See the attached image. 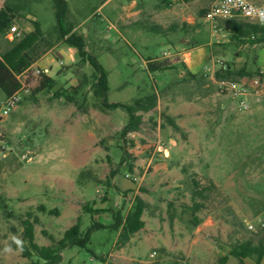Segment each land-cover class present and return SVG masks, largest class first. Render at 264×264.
<instances>
[{"label":"rangeland","instance_id":"rangeland-1","mask_svg":"<svg viewBox=\"0 0 264 264\" xmlns=\"http://www.w3.org/2000/svg\"><path fill=\"white\" fill-rule=\"evenodd\" d=\"M78 1L82 5L80 13L66 18L64 27L78 26L76 32L85 37L88 52L108 72L110 103H130L139 95L170 85L171 97L183 95L194 106L185 118L186 127L176 123L180 131H175L164 117L182 122L181 111L169 110L167 98H160L153 110L143 114L140 130L122 137L125 111L94 107L88 87L74 96L81 103L86 95L85 113L75 103L54 95L57 90L70 91L78 84L73 74L78 62L76 53L68 66L53 53L44 58L42 62L46 63L41 67L50 68L55 80L51 89L34 92L41 77L34 74L39 66L33 65L29 73L19 76L20 102L0 120V264L30 263L12 247L13 241H21L20 219L28 211L40 218L35 226L36 243L49 245L41 233L49 223L56 227V233H63L84 203L124 215L135 195L148 203L143 215L145 226L126 246L117 248L115 231L96 230L85 248L63 250L57 264H102V257L106 264H217L218 257L227 254L237 241H264V103L258 112L239 110L220 93L218 83L209 79V69L198 81H182L175 70L162 83L160 74L149 73L144 63L149 57H159L177 62L179 70L185 71L177 53L188 50L193 43L207 49L211 41L218 39L211 23L197 22L198 33L193 31L195 27L171 23L168 27L174 25L175 29L159 34L147 29L155 24L150 22L143 24L136 36L118 24L122 6L132 0H108L99 10L106 0H70V6ZM136 1L160 4L162 10L168 6L162 0ZM5 2L17 11L13 25L18 30L20 24L32 26V18L36 17L46 30V39L54 41L56 21L49 6L52 0H3L0 5ZM186 6L185 15L191 14L192 9ZM181 37L188 39L183 46ZM166 38L173 40L174 49ZM10 43L0 37V51ZM237 44H222L217 51L234 53ZM167 51H173L168 58L163 55ZM258 51L252 52L254 58ZM245 52L246 48L240 50L241 54ZM219 61L235 69L241 66L230 57L218 59L215 65L219 66ZM249 68L254 66L249 64ZM81 71L90 73L91 69L86 65ZM125 152L132 158L122 160ZM113 170L115 175L109 177ZM204 187L208 189L205 198H196L203 207L193 213L192 191ZM40 205L58 209L59 216L39 212ZM81 216L84 231L92 218ZM93 219L109 224L112 214L102 212ZM228 262L239 264L233 257ZM246 263L254 261L247 259Z\"/></svg>","mask_w":264,"mask_h":264},{"label":"trees","instance_id":"trees-1","mask_svg":"<svg viewBox=\"0 0 264 264\" xmlns=\"http://www.w3.org/2000/svg\"><path fill=\"white\" fill-rule=\"evenodd\" d=\"M182 3H188L192 0H179ZM168 3L169 0H163ZM55 15V25L53 27L54 41L50 42L46 39L38 22H33V29L30 32H22L21 36L12 40L10 46L0 51V90L4 96L10 97L22 89L19 76L24 75L28 70L53 43L62 42L66 46L74 48L78 57V62L74 64L77 68L73 74L78 78V84L70 88L57 90L54 95L56 97H64L69 102L75 103L77 108L82 112L87 111V106L83 104L86 95H83V101L78 103L74 96L83 92L88 87L89 92L94 99L93 106L101 111L122 109L127 115V121L120 131L122 137L129 133H136L140 130L143 122V114L150 112L158 105V100L169 95L170 85L164 86L160 91H151L146 94L139 95L130 103H110L108 101L109 82L108 72L98 62L96 57L87 50L85 37L77 32H72L71 28L64 27L67 16V3L65 0H52ZM16 10L8 3H4L0 8V37H5L8 30L13 26ZM207 12L201 13V17L205 18ZM232 40L238 43L257 44L264 47V25H259L244 19H224ZM186 26V24H183ZM147 29L152 33L165 34L169 30L175 29V26L164 28L161 25L153 24ZM88 65L91 69L90 73L81 71L83 67ZM176 69L167 60H161L157 57H149L146 59V70L149 73L163 72L166 70ZM202 74L193 75L185 70L182 81L187 79L199 80ZM38 80L34 92L38 93L43 90L51 89L54 84V78L42 74ZM247 77L264 78V71L255 68L250 71L247 67L233 68L229 63H225L214 72L216 81L232 79L241 80ZM165 122L175 131H180V127L175 120L170 117H164ZM162 126V125H161ZM131 159V154L125 152L122 160ZM128 170L133 171V165L128 164ZM115 171H111L109 177L115 175ZM108 182V181H107ZM195 186H198L195 184ZM208 190L206 187L202 189H194L192 191L193 213H196L203 207V203L197 202L196 198L204 199V192ZM148 203L140 196L135 195L129 210L123 215L121 211H113L112 209H100L93 207L90 203H84L81 211L75 218L73 224L63 233H56V227L49 223L43 228L42 235L50 241L49 245H39L35 241V226L40 223L38 215L28 211L25 217L20 219L22 227L21 241H13L12 247L20 251L23 258L30 260L29 264H57L61 261V253L67 248H85L90 243L91 233L96 230H112L117 233V248L126 246L131 238L145 226L143 215ZM38 211L47 213L50 216H59L58 209H47L46 206L40 205ZM111 212L112 221L109 224L95 221L93 215L102 212ZM82 214H88L92 218L90 226L86 230L81 229ZM197 222H195V225ZM264 229V227H263ZM37 258L34 261L33 258ZM229 257H233L239 261V264H247L246 260L251 259L254 264H262L264 259V241L259 240L257 243L251 239H245L235 242L229 249L227 254L221 255L217 259V264H230ZM102 264H106V260L100 258Z\"/></svg>","mask_w":264,"mask_h":264},{"label":"crops","instance_id":"crops-1","mask_svg":"<svg viewBox=\"0 0 264 264\" xmlns=\"http://www.w3.org/2000/svg\"><path fill=\"white\" fill-rule=\"evenodd\" d=\"M3 0H0V3ZM38 3H40L43 0H36ZM67 3V20L71 17L72 13L74 14H79L82 8L81 3L78 1L75 4H73L72 6H70V0H65ZM108 0H106L99 8L101 9L102 7H104L105 3ZM216 0H192L190 2H188L187 4L180 2L179 0H169L168 3H164L167 4L168 6H166V9H161L162 7H160V4H155V5H150L148 3L145 2H138L136 0H132L129 4L127 5H123L122 6V13L120 14V17L118 20V24L121 26V29L128 31V32H133L136 36L141 33V30H143V24H147L150 22H154L155 24L161 25L164 28H168V25L171 23H177V22H181V23H186V25L190 28L195 27L197 22H200L201 20H205L203 17L200 16H196V15H201V13H205L208 11V9L212 6V4L215 2ZM253 3L259 4L261 3L263 0H250ZM189 9H192L191 14L185 15V6ZM3 6L0 5V8ZM51 11L54 12L53 6L52 4H49ZM152 6V7H151ZM73 9V11H71ZM161 9V10H160ZM161 18H166V21H162ZM38 22V19L36 17L32 18V22ZM69 24H71L70 21H68ZM39 23V22H38ZM40 27L42 29V31H46L44 30L43 26L41 23ZM15 26V25H13ZM19 26H21V31L23 32H30L33 29V25L32 26H27L26 24H20ZM71 31L72 32H76V29L78 28V26H74L73 24H71ZM216 30V32L218 33V39H216L215 41H211L208 45V48H202L197 46V44L193 43L190 48L184 52H180L177 54L181 55V61L185 67V70L189 71L191 74L193 75H198V74H203V75H207V73H204V70L209 69L210 73H209V79L212 80L213 82L216 81L214 78V72L219 68V66L215 65V61H217L218 59H222V58H231L232 62L234 64H241L240 67H247L248 70L252 71L255 68H259L260 70L264 71V47L257 45V44H249V43H238L234 40L231 39L228 28L226 27V20L224 19H219L216 22V28L213 29ZM193 31L195 33H198L200 31V28L195 27L193 29ZM6 39V38H5ZM9 41V40H8ZM167 43L169 44V46H171L174 49V43L173 40L171 41L170 39L166 38ZM179 42L181 43L180 45H184L185 43L188 42V39H184V38H180ZM231 42H235L238 45V49L237 51H235L234 53H227V52H218L217 51V47L221 46L222 44H226V43H231ZM63 44H61V42H57V43H53L52 47L47 50L33 65L39 66V68L41 67L42 63H46V62H42L44 60V58H46V56L49 53H53L54 57H57L58 59H64V64L65 66L70 65L71 63L74 62V55L76 53L74 48L68 47L66 46L65 48L62 47ZM65 46V45H63ZM175 47H179V46H175ZM216 47V48H214ZM243 48H246V52L245 54H241L240 50H242ZM248 48V49H247ZM259 50L258 51V55L254 58V54L252 52H254V50ZM249 50V51H248ZM173 52V51H172ZM172 52H163V55L166 56V58L170 57ZM176 54V55H177ZM223 56V57H222ZM159 58V57H157ZM161 59V58H160ZM146 64V60L144 62ZM210 63V66H208ZM172 65L176 66V69H171V70H166L163 72H156L158 74H160V76L163 78L162 83L164 82L165 79H167L171 73H173L175 70L179 71L178 75L183 78L184 77V70H179V68L177 67V62H173L171 63ZM249 64L252 66H254L253 69L249 68ZM32 65V66H33ZM31 66V67H32ZM238 67V68H240ZM50 69V68H48ZM48 76L51 77L50 72L48 74ZM53 78V77H52ZM161 78V79H162ZM242 80L246 81L249 80V78L244 77L242 78ZM170 95V93H169ZM168 95V96H169ZM173 95V94H171ZM171 95L168 97H164L167 98L166 100V104L169 106V110L172 111V109H180V116L183 117L182 122H179L178 119L175 120V122L179 125L182 126L183 128L186 127V125L184 124L185 118H187V115L189 114V111H191L192 107L194 106L193 101L189 100V99H185L182 96H179L180 98H178L177 96L171 97ZM176 95V94H174ZM163 98V99H164ZM6 99V97L0 96V102L4 101ZM158 103H160V99L158 100ZM260 106L261 105H257V104H251V107L247 110L251 111V112H258L260 110ZM149 113V112H148ZM173 116V114H170ZM2 120V119H1ZM144 120V117H143ZM159 119H158V124H159ZM143 123V122H142ZM142 230V229H141ZM140 230V231H141Z\"/></svg>","mask_w":264,"mask_h":264},{"label":"built area","instance_id":"built-area-1","mask_svg":"<svg viewBox=\"0 0 264 264\" xmlns=\"http://www.w3.org/2000/svg\"><path fill=\"white\" fill-rule=\"evenodd\" d=\"M211 23L213 29L219 19H244L259 25H264V0L253 3L250 0H216L208 9L205 18ZM22 31L12 26L5 35V38L12 41L21 36ZM223 65L219 61V66ZM31 67L24 72L29 73ZM50 70L47 67L37 68L35 75H48ZM220 93L228 96L239 110H247L251 104L260 105L264 103V78L254 77L249 80L225 79L216 81ZM20 102L19 92L7 97L0 102V120L7 117Z\"/></svg>","mask_w":264,"mask_h":264}]
</instances>
